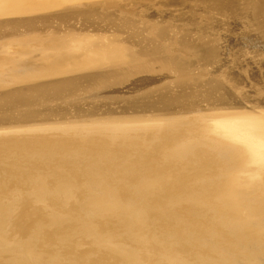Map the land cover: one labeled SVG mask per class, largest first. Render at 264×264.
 <instances>
[{"label": "bare ground", "instance_id": "bare-ground-1", "mask_svg": "<svg viewBox=\"0 0 264 264\" xmlns=\"http://www.w3.org/2000/svg\"><path fill=\"white\" fill-rule=\"evenodd\" d=\"M68 9L72 12L70 8ZM97 9L100 11V8ZM30 37L26 41L27 44ZM55 38L54 42L60 44L61 42ZM13 39L10 41L17 44L19 39H16V42ZM26 39L24 37V41ZM26 42L22 44L26 45ZM31 44L27 45L28 49ZM35 45L33 47H36ZM39 45L41 44H38V47ZM19 46H21L19 51L23 50L24 46ZM41 47L43 48V45ZM17 48L18 46L16 51ZM44 48L42 50H45ZM57 48L60 49L58 46ZM58 49L53 51L56 58L62 54ZM40 50L39 52H42ZM26 51L32 54L31 51ZM132 53L113 50L107 55L112 59H130L132 56L135 57ZM11 54L14 56V52ZM36 54H39L38 51ZM94 55L91 58H97V55ZM99 55L102 57L104 54ZM81 56L79 55V59ZM14 59L12 62H15ZM90 59L89 55L81 58L82 62H92ZM53 62L55 63L51 61L52 64ZM31 63L33 64V61ZM62 63L64 64L63 61ZM4 64L6 65L5 62ZM3 65L2 68L5 67ZM7 71L5 69L6 73ZM99 77L95 79L98 80ZM65 84L67 82L40 84L35 85L32 90L38 96L48 90L60 93ZM32 115V111H28L27 117ZM195 121L194 119L178 121L177 126L173 125L174 123L163 126L162 123L165 122L162 121L159 126H153L154 122H150L149 129L143 125L141 127L139 122L129 121L124 125L114 124L117 129L108 126L88 127L83 124L40 127L28 132L15 131L16 133L14 130L12 133L5 129L1 130L0 264H105L107 259V264L109 261L111 264H257V261L261 260L263 262L264 258L261 257L259 260L258 256L264 252V149L252 144L248 140V133L245 134L244 128L240 129L242 127L240 125L239 128L234 125L235 123L228 127L211 123L210 126H206L198 125ZM202 122L204 124V121ZM262 124L261 126H264V123ZM95 165L109 166L115 172L107 174L106 169L94 168ZM173 168L183 170H172ZM199 168L203 169V179L200 180L202 173L198 172L200 174L196 175L199 177L195 180L192 175L193 172L197 173ZM169 172L175 176L172 182L170 180L172 175L164 178ZM118 174L120 177L126 176V185L123 184L124 181L115 183V187L107 183V175L114 182ZM168 191L171 192L170 197L166 194ZM157 192L161 195L155 196ZM165 197L167 202L160 205ZM149 198L152 200V207L154 203L159 206L157 209L146 205ZM145 205L149 209L148 212L144 208ZM162 205L177 206L178 209L164 208ZM209 221L211 223L215 221L214 225L217 223L219 228H224L223 232L227 229L228 234L230 232L236 234L243 245L238 247L237 243L240 240H235L237 243L233 246L234 241L230 240L237 237L230 239L231 234L227 237L220 229L219 232L214 231L217 234H224L225 239L227 237V241L232 244L226 245V240V242L223 240L225 243L218 244L222 241L219 238L216 239L219 242H214L215 239L208 240L210 237L208 230L212 227L217 229V226H211L213 224ZM206 232L208 238H204ZM104 253L108 256L104 257Z\"/></svg>", "mask_w": 264, "mask_h": 264}, {"label": "rangeland", "instance_id": "rangeland-1", "mask_svg": "<svg viewBox=\"0 0 264 264\" xmlns=\"http://www.w3.org/2000/svg\"><path fill=\"white\" fill-rule=\"evenodd\" d=\"M0 1H2L0 7L3 6L0 8V51H3L0 52V71L4 69L1 71L4 74L0 72V78H2L0 79V96L3 95L0 98V131L5 129L10 133L13 130L14 133L28 132L40 127L83 124V126L88 127L108 126L114 128L116 125H124L129 121L132 123L139 122L141 127L143 125L149 129L150 122H154L153 126H159V123L162 122H165L162 123L163 126L165 124L172 125V123L177 126L178 121L186 122L193 121V119L195 121L198 118L195 121L198 125L219 124L221 127H226V125L228 127L235 123L234 125L238 128L242 126L240 129L244 128V133H248V140L264 149V126H261L264 123V0ZM96 6L100 8L101 12ZM61 8L62 12H60ZM79 9L83 12L82 14L84 12L86 14L82 15ZM91 9L94 10L91 11ZM56 10H59L58 13ZM54 11L55 13H52ZM114 12L115 15H113ZM51 35L53 38L56 37L55 39H58L59 42H63V45L56 40L54 42L53 38L50 42ZM20 36H22L23 41ZM41 36L44 38L43 40ZM24 37L27 38L25 41ZM28 37L31 38L29 44L35 45L37 43L36 47L31 44L28 49L29 44L26 42ZM13 38L15 42L16 39L21 40H18L17 44H13L14 41H10ZM20 42L21 44H19ZM22 42H24L23 44L26 42V45H23ZM38 44L43 45V48L46 44L48 50H46V45L45 50H42L43 48L41 45L38 47ZM53 44L56 49L52 46ZM13 45L14 47H12ZM19 45L24 46L23 50L20 49L21 52ZM16 46H18V51H16ZM62 46L63 48H61ZM34 48H37L36 51ZM13 49L15 50L13 51ZM57 49L64 56L60 54L61 57L58 55L56 58L53 51ZM25 50H32V54L25 52ZM113 50L136 52L132 53L135 57L132 56L131 60L128 58H113V60L107 55ZM8 51L9 53L14 52V56L11 53L10 55ZM37 51L39 56L36 54ZM15 53L17 54L15 55ZM48 53L49 56H47ZM94 54L97 55V58L94 57L95 59L91 58L95 56ZM99 54H104L102 56L104 60ZM79 55H82L81 58L89 55L92 62L83 61L90 63L84 65L81 58L79 59ZM12 57L15 58V62H12ZM77 58L80 61H76ZM40 61L44 62L45 65ZM51 61H55V63L52 64ZM4 62L6 65H3ZM18 62L24 65H20ZM27 64L28 66H25ZM2 65L5 67L2 68ZM90 65L91 67H89ZM12 68L17 70L13 71ZM5 69L10 72L7 71L6 73ZM19 70H21L20 73ZM97 77H99L98 80L95 79ZM53 82L54 84L67 82V84L60 89V93L48 90L38 96L32 90L35 85H48ZM28 111H32L33 115L27 117ZM167 119H171L169 123ZM173 120H177L176 124ZM253 127L259 131H255L252 129ZM115 128L117 129V127ZM93 167L97 169L103 167L101 169H106L107 174L112 171L109 166L95 165ZM175 169L177 171L183 170V168H173L172 170ZM199 169H197L199 170L197 173L193 172L192 176L195 180L196 174L203 172V169ZM81 170L83 169L81 168ZM194 171L196 172V170ZM123 174L120 173V175ZM169 174L164 178L172 175V179H170L172 182L175 176L171 172ZM120 175L119 178H115L114 182L107 175V183L115 187V183L124 181L123 184L126 185V176L120 177ZM202 175L203 173L200 176L201 179L199 178L200 180L203 179ZM153 179L157 182L155 178ZM243 190L245 192V189ZM160 192L155 193V196L161 195L162 192L159 194ZM166 194L171 196L170 191ZM165 199L166 197L160 205L167 202ZM149 201H146L148 204L145 203L148 207L151 206L152 209L159 207L156 203H154L156 206L153 204L152 207L150 198ZM146 205L144 208L148 212L149 209ZM162 206L178 209L177 206L172 205ZM210 221L209 223H211ZM214 223L210 225H218L217 223L214 225ZM215 228H210L212 231L208 230L210 236L208 240L210 241L215 239V242L219 238L222 241L217 240L216 242L221 244L225 240L227 241V237H229L227 235L231 234L230 239L237 237L234 233L228 234L227 229H225L226 233L223 232L224 228L218 226L217 229ZM218 229L226 234V239L224 234L216 233L220 231ZM205 234L204 238H208V233ZM235 240L238 241L240 238H232L230 241H234L233 244L229 240L225 241L226 245L230 243L235 246L237 243ZM240 243L241 240L237 243L239 246H236L243 245ZM263 253L262 251V256L259 254V260L262 259L261 257L264 258ZM105 256L107 257L108 254L105 255L104 253ZM106 262L104 263L107 264ZM109 262L108 264H111ZM261 262L262 260L257 261V264ZM261 264H264V259Z\"/></svg>", "mask_w": 264, "mask_h": 264}]
</instances>
